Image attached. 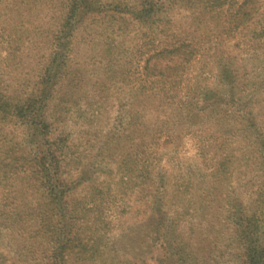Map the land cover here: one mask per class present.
Here are the masks:
<instances>
[{"label":"rangeland","instance_id":"374dc122","mask_svg":"<svg viewBox=\"0 0 264 264\" xmlns=\"http://www.w3.org/2000/svg\"><path fill=\"white\" fill-rule=\"evenodd\" d=\"M66 1L0 0V96L50 79L46 138L0 119V264H47L48 199L23 162L43 143L67 205L90 210L73 237L98 243L67 264H239V216L264 247V0H146L150 20L134 19L143 0H99L71 30ZM178 44L189 60L146 79L148 58Z\"/></svg>","mask_w":264,"mask_h":264},{"label":"trees","instance_id":"16d2710c","mask_svg":"<svg viewBox=\"0 0 264 264\" xmlns=\"http://www.w3.org/2000/svg\"><path fill=\"white\" fill-rule=\"evenodd\" d=\"M98 3L99 0H67L65 6L67 12L63 28L67 27V30H71L72 23H78L76 17L81 12L98 13L99 8H96ZM247 4H250V2L244 1L240 7V9H244L241 14L243 21L249 16ZM155 7L156 5L152 4L151 1L143 0L139 10L134 15V19L150 20L151 17H154ZM108 12L117 13L115 8L112 10L108 9ZM57 39L59 40V37ZM171 47L161 48L148 58L146 66L143 68V76L146 79L157 76L164 77L167 72L179 69L189 60L188 56L191 55L188 51L189 47L186 44H178ZM163 61H166L165 65L162 64ZM57 75L59 77L58 72L53 79H56ZM49 81L50 79H47V82L41 80L37 85L40 86ZM39 86L23 100L15 101L11 98L0 96V119L8 118L27 123L30 122L36 128L33 129V136L37 139L39 137H43L44 139L49 134V125L45 119L36 120L35 114L38 110L37 105L42 102L46 103L50 95L46 93V86L42 89ZM46 146V143L39 145L36 155L29 160L28 158L24 159L23 162H28L27 164L32 167L30 171L28 170L29 172L24 173L25 176L29 178V181L31 177L35 176L40 182V187L43 189L42 197L48 199L43 211L35 209V211L39 210L42 214L43 219L41 224L45 223L46 231L49 233V243L53 246L47 254V264H67V260L71 256H75L80 262L92 259L95 255L94 248L98 243L95 240L83 242L73 237L75 236V226L78 221H81L84 225L87 224L85 217L90 210L84 206L79 207L77 203L67 205L65 200L66 191L62 188L63 184L58 178L61 160L57 156V145ZM62 220L65 221V225L69 222L68 226H65L66 228L61 226ZM234 224V240L241 245L242 250L238 263L264 264V247L258 246L257 223L239 216L235 218ZM185 260L187 259L180 257L176 262H184Z\"/></svg>","mask_w":264,"mask_h":264}]
</instances>
